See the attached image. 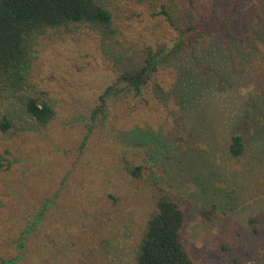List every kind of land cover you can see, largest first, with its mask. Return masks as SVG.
Segmentation results:
<instances>
[{
  "label": "rangeland",
  "instance_id": "1",
  "mask_svg": "<svg viewBox=\"0 0 264 264\" xmlns=\"http://www.w3.org/2000/svg\"><path fill=\"white\" fill-rule=\"evenodd\" d=\"M149 1L108 2L121 46L87 24L48 31L25 90L0 89V122L10 123L0 129V264L19 255L16 264H136L155 173L186 213L194 261L264 264V0H239L216 32L171 55L142 96L124 83L105 96L129 65L117 61L122 47L135 55L177 37ZM230 2L189 5L216 21ZM30 96L52 106L50 122L28 113ZM234 134L246 137L239 158L228 153Z\"/></svg>",
  "mask_w": 264,
  "mask_h": 264
},
{
  "label": "trees",
  "instance_id": "2",
  "mask_svg": "<svg viewBox=\"0 0 264 264\" xmlns=\"http://www.w3.org/2000/svg\"><path fill=\"white\" fill-rule=\"evenodd\" d=\"M108 2L110 0H0V89L15 92L25 90L30 71L37 59L40 40L52 29L87 24L102 37L105 44L111 41L110 43L121 46L123 43L119 39L123 30ZM238 2L239 0H231L229 7L221 9L220 19L210 21L199 17L196 6L189 5L191 0L149 1L154 7L160 6V15L177 33V37L173 40L172 47L157 51L148 46L131 55V48L122 47L121 52H116L117 61L122 64L129 61V65L122 71L118 83L109 88L105 96L117 95L119 92L116 88L121 83L126 84L137 96H142L145 85L156 76L159 67L171 55L197 36L216 32L225 23L223 16L234 10ZM101 100L105 102L104 96ZM25 103L28 113L39 123L47 124L54 118L55 112L45 99L30 96L25 99ZM9 128L10 123L4 118L0 122V129L6 132ZM246 146L245 135L234 134L228 153L233 158H239L246 153ZM1 160L0 155V169ZM125 167L127 173L134 177H140L143 171L141 166L129 162ZM162 180L157 173L148 179L157 187L156 208L142 235L135 263L199 264L189 255L182 241L186 213L180 201L164 187ZM201 212L206 214L204 210ZM28 234L29 230H26L21 235L23 245ZM20 259L21 255L9 261L2 259L1 262L16 264Z\"/></svg>",
  "mask_w": 264,
  "mask_h": 264
}]
</instances>
